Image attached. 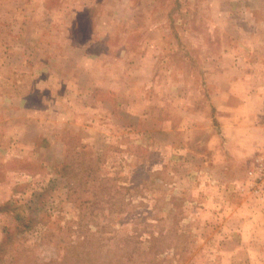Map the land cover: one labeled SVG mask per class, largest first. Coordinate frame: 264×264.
<instances>
[{
  "label": "rangeland",
  "instance_id": "obj_1",
  "mask_svg": "<svg viewBox=\"0 0 264 264\" xmlns=\"http://www.w3.org/2000/svg\"><path fill=\"white\" fill-rule=\"evenodd\" d=\"M262 74L264 0H0V264H264Z\"/></svg>",
  "mask_w": 264,
  "mask_h": 264
},
{
  "label": "crops",
  "instance_id": "obj_2",
  "mask_svg": "<svg viewBox=\"0 0 264 264\" xmlns=\"http://www.w3.org/2000/svg\"><path fill=\"white\" fill-rule=\"evenodd\" d=\"M262 77L264 78V74H262ZM250 79H252L253 80V76H250V75H248V80H250ZM262 89V91H263V93H264V88L262 87L261 88ZM262 108H263V105H260V112L262 113L263 112V110H264V108H263V110H262ZM249 118V117H248ZM249 119H247V121H248ZM246 121V122H247ZM251 121V120H250ZM238 123V122H237ZM252 130V129H251ZM253 131V130H252ZM241 144L243 145V147H244V149H246V150H248V148L249 147H252V146H255V144H254V142H253V134L252 133H247V135L246 134H243V136H241ZM260 145H261V148H260V151L262 150V146L264 145V140L263 139H261V142L259 143ZM239 155L241 156V157H243V154H241V153H239ZM245 156V155H244Z\"/></svg>",
  "mask_w": 264,
  "mask_h": 264
}]
</instances>
